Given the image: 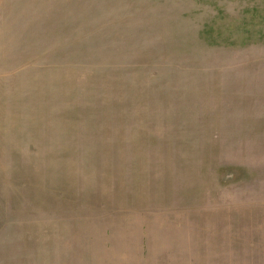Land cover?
<instances>
[{
	"label": "rangeland",
	"instance_id": "374dc122",
	"mask_svg": "<svg viewBox=\"0 0 264 264\" xmlns=\"http://www.w3.org/2000/svg\"><path fill=\"white\" fill-rule=\"evenodd\" d=\"M0 264H264V0H0Z\"/></svg>",
	"mask_w": 264,
	"mask_h": 264
}]
</instances>
